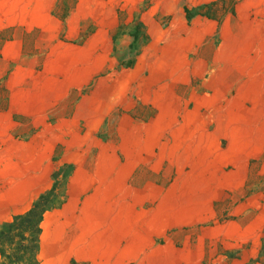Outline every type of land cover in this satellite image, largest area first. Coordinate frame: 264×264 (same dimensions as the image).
<instances>
[{"label":"rangeland","instance_id":"374dc122","mask_svg":"<svg viewBox=\"0 0 264 264\" xmlns=\"http://www.w3.org/2000/svg\"><path fill=\"white\" fill-rule=\"evenodd\" d=\"M148 3L94 82L113 107L97 143L128 160L145 264H264V0L184 6L183 21L161 6L141 24Z\"/></svg>","mask_w":264,"mask_h":264},{"label":"crops","instance_id":"0c3cea01","mask_svg":"<svg viewBox=\"0 0 264 264\" xmlns=\"http://www.w3.org/2000/svg\"><path fill=\"white\" fill-rule=\"evenodd\" d=\"M146 1L141 24L161 6L183 21L184 6L216 0H0V225L72 167L62 203L44 214L41 264H145L143 227L129 217L128 160L97 143L113 107L98 101L94 82L116 66L113 36ZM256 16L258 33L264 13ZM259 89L264 96V81Z\"/></svg>","mask_w":264,"mask_h":264},{"label":"trees","instance_id":"16d2710c","mask_svg":"<svg viewBox=\"0 0 264 264\" xmlns=\"http://www.w3.org/2000/svg\"><path fill=\"white\" fill-rule=\"evenodd\" d=\"M141 36L139 30L136 44ZM71 169L70 165L62 166L54 174L52 188L41 194L28 211L0 225V264H41L39 254L44 214L62 203Z\"/></svg>","mask_w":264,"mask_h":264}]
</instances>
